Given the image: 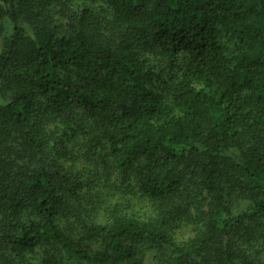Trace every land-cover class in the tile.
Here are the masks:
<instances>
[{
    "label": "trees",
    "instance_id": "1",
    "mask_svg": "<svg viewBox=\"0 0 264 264\" xmlns=\"http://www.w3.org/2000/svg\"><path fill=\"white\" fill-rule=\"evenodd\" d=\"M148 258L264 264V0H0V264Z\"/></svg>",
    "mask_w": 264,
    "mask_h": 264
},
{
    "label": "rangeland",
    "instance_id": "2",
    "mask_svg": "<svg viewBox=\"0 0 264 264\" xmlns=\"http://www.w3.org/2000/svg\"><path fill=\"white\" fill-rule=\"evenodd\" d=\"M75 169L80 171L84 170L83 173L86 175H93L92 173H96L98 187L96 191L99 192V194L103 195V197L108 202L118 201L121 210L124 213L141 218L145 217L149 213V202L139 197V195H137L135 191H129L127 188H124L125 194L121 198H119L120 195L118 193L114 194L115 188H119V185L121 184L119 183V181L117 182V178L114 176H112L111 179L107 181L106 178L101 174L100 167H96L95 165H92L91 162L88 163L87 161H84V159H81L76 163ZM189 236H191V230L186 228L179 231L176 238L179 241H184ZM149 263L150 259L148 258L145 261V264Z\"/></svg>",
    "mask_w": 264,
    "mask_h": 264
}]
</instances>
